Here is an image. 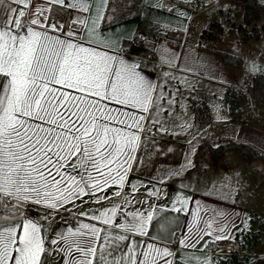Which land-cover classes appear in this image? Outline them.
<instances>
[{
    "label": "snow or ice",
    "instance_id": "6c2138e0",
    "mask_svg": "<svg viewBox=\"0 0 264 264\" xmlns=\"http://www.w3.org/2000/svg\"><path fill=\"white\" fill-rule=\"evenodd\" d=\"M46 4L52 7L32 0H0V210L7 205L13 214L4 217L0 211V264H47L46 258L53 253L61 254L58 264H173V253L166 245L174 239L175 228L152 237L161 240L160 245L128 243V233L148 234L154 211H130L118 224L122 227H114L117 213L124 215L117 204L102 209L99 215L93 210L90 215L108 228L102 230L83 221L73 227L65 221L63 230L56 233L58 239H50L51 249L45 247L43 220H49L47 227L51 228L59 211H69L65 205L70 202H84L83 195L97 202L107 199L95 197V193L110 182L119 180L123 185L129 162L135 158L140 129L137 119L104 102L143 112L142 107L133 105L142 104L153 89L139 64L73 42L68 39L74 36L71 28L67 38L49 34L48 14L54 10L61 14L56 6L90 13L89 0H46ZM92 23L94 34L96 20ZM51 27L55 30L57 26ZM167 55L164 49L162 56ZM6 176L13 181L7 193ZM28 202L42 208L44 216L29 218L23 211ZM184 203L178 198L172 211H183ZM124 204H128L126 196ZM192 215L187 235L178 240L180 246L195 248L205 235H214L216 241L230 238L228 230L234 225L227 223L224 213H215L214 219L206 221L199 214ZM102 231L103 242L98 248ZM204 247L210 244L205 242ZM194 264L214 261L197 259Z\"/></svg>",
    "mask_w": 264,
    "mask_h": 264
},
{
    "label": "crops",
    "instance_id": "0c3cea01",
    "mask_svg": "<svg viewBox=\"0 0 264 264\" xmlns=\"http://www.w3.org/2000/svg\"><path fill=\"white\" fill-rule=\"evenodd\" d=\"M164 1H170L172 3L171 8H164ZM32 2L42 7H52L46 4V0H32ZM68 2L70 3L71 0ZM188 4L183 3L182 0H141L138 7H131L132 12L124 16L122 13L125 8L118 9L117 5L113 6V0H89L90 13H81L79 10L74 11L56 6L61 14L57 15L55 10L48 14L49 19L46 22V27L49 34L67 38V30L71 28L74 36L68 39L73 42H79L85 47H94L98 51H106L110 55H117L129 62L139 64V70L146 79L150 80L153 89L144 98L142 104L133 105L137 108L142 107L143 112L140 109L104 102L111 108H123L129 113V116L137 119L140 129L137 136L139 147L134 153L135 158L129 162V171L123 177V185L117 180L115 183L110 182L109 185H105L103 190L95 193V197L106 196L107 199L97 202L94 197L83 195L82 200L84 202L76 200L65 205L69 210L67 212L75 214L74 219L69 220L64 213L59 211L64 216L57 215L51 228L47 227L49 220L41 222L43 234L46 236V248L51 249L50 239H58L56 233L63 230L65 221L69 222L68 226L73 227L83 221L95 224L102 230L108 228L109 225H105L99 220L90 219L92 211L95 210L96 214L99 215L102 209H109L113 204L121 206L126 196L127 205L136 204L138 206L139 209L134 211H154V219L146 229L148 234L141 236L128 233L130 237L128 243L136 241L138 244L148 242L160 245L163 242L161 240L154 241L152 237L166 235L167 229L174 227V239L166 245L173 253V264H194L195 260L206 258H212L214 264H255V260H249V253L242 257H234L222 252L221 248L227 240L233 239V237L259 238V232L254 230L252 223L255 220L254 216L262 209L260 197H258V201H247L242 194H239L237 183L227 181L228 176H232L234 171L238 172L239 169L234 167L237 165V168L244 166L240 173L245 175L248 164H252L256 159L247 160L242 154L238 156L236 153H231L233 149H228L214 162L211 151L208 150L203 156L202 165L198 169H194L196 151L199 146L202 143L212 144L206 137L196 136L195 140H192V136L183 133L185 124L182 123L184 121L177 119L175 112L173 118H168L165 115L168 112L164 102V91L167 87L165 76L169 73L165 71L163 76L161 69L170 66L178 70L184 49H188L189 53L191 51V54L196 53L199 56L204 54L202 50H206L209 59L218 55L219 51H224L217 49V46H214L213 49L212 47L204 48L206 44H211L216 39H208L203 34L204 29H211L216 34L215 26L212 25L213 22L209 28L202 26L194 35L188 37L187 33L191 29L192 21L196 14H199L194 13ZM139 7L140 13L136 15ZM27 11L31 12L34 9ZM101 16L104 17L103 20L100 19ZM93 19L96 20L94 34L92 31ZM167 22L171 23L167 24ZM53 24L57 26L55 30L51 27ZM61 24L65 25L63 30L60 28ZM160 26L168 30V36L165 37L160 34ZM168 26H171V29ZM37 29L39 30V26ZM137 32L146 34L149 39L140 45L131 46L130 39ZM123 46H129L128 50L121 51ZM164 49L168 50L167 56H162ZM149 51H153L154 60L161 62L162 67L158 68L154 62L145 59ZM103 55L104 53H100V56ZM169 58L171 59L170 63ZM177 76L176 83L181 87L183 76L178 74ZM160 85L161 87H159ZM161 88H164L162 93ZM161 95L163 99H161ZM128 123L131 124L132 121L129 120ZM132 127L135 128L136 125L133 124ZM227 156H233L237 163H227ZM220 162L223 164L219 165ZM11 171H15V169H10L9 172ZM176 172H179V175H174ZM166 173L172 175H166ZM221 173H224V179L221 177L219 179ZM262 175H264L263 172ZM252 179V185L259 180L257 176H253ZM235 180L238 181L237 178ZM12 183L13 181L6 176V193ZM132 184L136 186L134 189L131 188ZM117 191L122 193L120 197L115 196ZM157 192L158 195L155 194ZM149 193L153 194L149 195ZM247 194L250 195L249 192ZM178 198L185 201L183 211L179 213L172 211V206ZM150 205L152 206L151 209ZM176 207H180V205L176 204ZM0 211H3L4 217L13 215L7 211V205ZM23 211L29 218L43 217L45 214L42 208L31 202L24 206ZM218 212L224 213L227 217V223L234 225L228 230L229 239L216 241L214 235H205L195 248L182 247L178 244L181 236L187 235V226L193 221L192 214H199L201 220L206 221L214 219V214ZM84 213H89V215H83ZM125 216L127 214L124 213L122 216L118 212L113 220L114 227H122L118 224L123 222ZM128 219L131 218L128 217ZM160 225H164L165 228L161 230ZM113 231L122 230L114 228ZM17 234H20L19 230ZM102 238L103 231L101 232V239L97 241L98 248L103 242ZM205 242L210 244V247L205 248ZM145 250L147 249L145 248ZM60 257V253H53L46 258L47 264H58ZM259 258L263 259V256L259 255ZM42 259L45 257L42 256ZM93 259L95 260V258Z\"/></svg>",
    "mask_w": 264,
    "mask_h": 264
},
{
    "label": "rangeland",
    "instance_id": "374dc122",
    "mask_svg": "<svg viewBox=\"0 0 264 264\" xmlns=\"http://www.w3.org/2000/svg\"><path fill=\"white\" fill-rule=\"evenodd\" d=\"M188 1L191 0H182L186 4ZM214 1H217V4L196 14L187 35L190 37L202 26L209 28L212 22H220V26H215L214 29L218 37L204 48L213 49L217 46V49L240 56L241 64H225L219 54H214L216 56L209 59L206 50H202L205 55L199 56L184 49L178 70L170 66L161 69L163 76L165 71L169 73L165 76L167 87L164 91V102L168 108L165 115L173 118L175 112L177 119L184 121L183 133L192 136V140H195L196 136L206 137L214 146L230 140L248 142L264 153V107L257 106L251 88L253 78L258 73H264V12L246 9L244 0ZM258 1L264 3V0ZM113 4L117 5L118 9L124 7L122 15L125 16L132 12L131 7H138L139 0H113ZM19 7L23 8V5ZM245 11L249 21L244 18ZM169 23L171 22H167ZM240 24L244 25V31L239 29ZM159 29L162 36H168L167 29L162 26ZM245 32L250 34L248 39L243 38ZM177 74L183 76L181 87L176 83ZM228 103L231 107H228ZM231 151L238 156L241 154L235 149ZM226 159L229 164L237 163L233 156H227ZM222 164L223 162H220L219 165ZM237 167L238 165L234 168L239 169L238 172L234 171L233 179L228 176L227 181L236 182L239 194L247 201H258L260 197L262 207L252 223L254 230L259 232V238H246L250 242L246 253L250 254L249 260H255V264H264V160L256 159L252 164H248L245 175L240 173L244 166ZM253 176H257L259 180L252 185ZM220 177L224 179V173L219 175V179ZM250 187L252 189L248 190ZM136 209H139L136 204L121 205L125 214ZM57 215L64 216L60 212ZM259 255L263 256V259H260Z\"/></svg>",
    "mask_w": 264,
    "mask_h": 264
},
{
    "label": "trees",
    "instance_id": "16d2710c",
    "mask_svg": "<svg viewBox=\"0 0 264 264\" xmlns=\"http://www.w3.org/2000/svg\"><path fill=\"white\" fill-rule=\"evenodd\" d=\"M141 0H139L140 2ZM233 2L243 1V0H232ZM244 4L246 9H253L255 11H263L264 12V3H260L258 0H244ZM140 13V7L136 11V15ZM244 18L248 20L247 11L244 13ZM249 21V20H248ZM212 25L219 26V22H213ZM240 30H245L244 25H239ZM203 34L208 39H213L218 37L217 34L212 32L211 29H204ZM250 34H243L244 39H248ZM219 55L222 57L223 61L226 64H230L233 66H240L242 58L240 56L231 54L226 51H219ZM251 88L254 94V99L259 107H264V73H258L251 83ZM228 149H237L244 156L245 159H263L264 153L254 147L252 144L248 142L235 141L230 140L226 143H222L218 146H212L208 143H202L198 150L196 151L195 156V166L194 169H198L203 163V156L209 150L211 151L213 161L216 162L222 154H224Z\"/></svg>",
    "mask_w": 264,
    "mask_h": 264
},
{
    "label": "built area",
    "instance_id": "2783aa9c",
    "mask_svg": "<svg viewBox=\"0 0 264 264\" xmlns=\"http://www.w3.org/2000/svg\"><path fill=\"white\" fill-rule=\"evenodd\" d=\"M217 4V1L214 0H192L188 6L192 9L194 13H202L204 10L212 7L213 5ZM172 3L170 1H164L163 2V7L164 8H171ZM168 28L171 29V26H168ZM148 36L142 32H137L133 35V37L130 39V45H140L148 40ZM129 46H123L121 47V51H127ZM145 59L148 61H152L155 63V66L160 68L162 67L161 62H156L154 60V54L153 51H149ZM228 107H231V104L228 103ZM62 213L66 215V217L71 220L74 219L75 214H72L70 212H66L63 210H60ZM250 248V242L246 237H236L234 239L227 240L222 248L221 251L224 252L225 254L229 256H234V257H242L245 255V253L249 250Z\"/></svg>",
    "mask_w": 264,
    "mask_h": 264
},
{
    "label": "water",
    "instance_id": "95a60500",
    "mask_svg": "<svg viewBox=\"0 0 264 264\" xmlns=\"http://www.w3.org/2000/svg\"><path fill=\"white\" fill-rule=\"evenodd\" d=\"M46 231H47V229H46ZM48 233V232H47Z\"/></svg>",
    "mask_w": 264,
    "mask_h": 264
}]
</instances>
